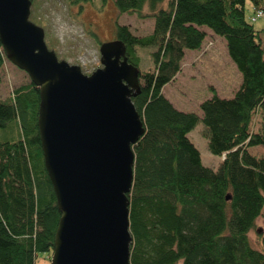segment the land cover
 Instances as JSON below:
<instances>
[{"label": "trees", "instance_id": "16d2710c", "mask_svg": "<svg viewBox=\"0 0 264 264\" xmlns=\"http://www.w3.org/2000/svg\"><path fill=\"white\" fill-rule=\"evenodd\" d=\"M248 1L253 15L264 12V0H115L119 13L154 18L150 34L118 23L114 38L138 67L133 102L146 129L133 147L131 264H264V240L258 249L249 236L264 209V154L251 150L264 146V40L247 17ZM208 29L226 39L241 85L233 97L204 100L201 114L180 110L163 89L186 52L203 47ZM149 46L154 68L142 71L138 47ZM6 60L0 41V72ZM39 106L32 80L0 99V264H51L54 252L61 212L44 162ZM200 122L209 150L222 157L215 168L190 136Z\"/></svg>", "mask_w": 264, "mask_h": 264}, {"label": "water", "instance_id": "95a60500", "mask_svg": "<svg viewBox=\"0 0 264 264\" xmlns=\"http://www.w3.org/2000/svg\"><path fill=\"white\" fill-rule=\"evenodd\" d=\"M31 6L0 0V41L40 88L39 134L61 212L51 264H131L133 147L146 131L133 102L138 67L113 39L100 45L102 67L86 74L48 46Z\"/></svg>", "mask_w": 264, "mask_h": 264}, {"label": "rangeland", "instance_id": "374dc122", "mask_svg": "<svg viewBox=\"0 0 264 264\" xmlns=\"http://www.w3.org/2000/svg\"><path fill=\"white\" fill-rule=\"evenodd\" d=\"M73 1L32 0L30 19L44 28L48 46L55 50L60 59L78 64L86 74L102 67L100 42L115 38L118 23L128 25L138 36L153 31L154 18H141L136 13H119L115 0H106L104 3L102 0L77 3ZM246 6L247 17L250 18L254 11L249 1ZM144 12H148L147 7ZM253 24L264 40V17L257 19ZM154 49L152 46L138 47L141 58L139 67L142 71L154 68L151 55ZM231 61L226 39L208 29L203 47L198 51H188L182 70L163 91L178 109L201 114L200 104L213 93L215 85L218 89L226 91L222 94L225 97L232 96L229 90L236 85L238 74ZM0 76V99H5L17 86L31 80L25 70L10 60H6ZM255 122L254 129L258 130L261 122L260 112L256 114ZM203 127L200 122L190 136L202 151L203 161L211 164L210 166H216L221 162V158L209 150L207 139L202 134ZM251 150L257 155L264 154L263 145L254 146ZM249 236L254 247L263 249L264 209ZM46 262L47 260L44 261Z\"/></svg>", "mask_w": 264, "mask_h": 264}, {"label": "crops", "instance_id": "0c3cea01", "mask_svg": "<svg viewBox=\"0 0 264 264\" xmlns=\"http://www.w3.org/2000/svg\"><path fill=\"white\" fill-rule=\"evenodd\" d=\"M189 51V50H188ZM188 51L186 52V55H187V53H188ZM194 52V51H198V50H191V52ZM184 60H185V58H184ZM232 62V61H231ZM183 63H184V61H183ZM232 67H233V69H236V71H237V74H238V79H237V83H236V85L235 86H232L230 89L231 90H229V94H232V96H229V98L230 97H233L234 95H235V93H236V91H237V89L239 88V86L241 85V82H242V75H241V73L239 72V70L237 69V66H236V64L234 63V62H232ZM183 68V67H182ZM226 81V80H225ZM167 86V85H166ZM165 88V87H164ZM213 93L209 96V97H207V98H210V97H212L213 95H214V93H216L218 96H220V97H225L224 95H222V94H224V92H226L225 90H220V89H218V86L217 85H215L214 86V88H213ZM165 93V92H164ZM206 98V99H207ZM206 99H204V100H206ZM203 100V101H204ZM202 101V102H203ZM191 134V133H190ZM197 145V144H196ZM198 146V145H197ZM198 148H199V146H198ZM201 151V150H200ZM201 155H202V160H203V153H202V151H201ZM221 159H222V157L221 156H219ZM204 162V164H206V165H208V166H210L211 164H209V163H206L205 161H203ZM219 164V163H218ZM218 165H216V166H214V165H212L211 167H213V168H215V167H217Z\"/></svg>", "mask_w": 264, "mask_h": 264}, {"label": "built area", "instance_id": "2783aa9c", "mask_svg": "<svg viewBox=\"0 0 264 264\" xmlns=\"http://www.w3.org/2000/svg\"><path fill=\"white\" fill-rule=\"evenodd\" d=\"M264 16V12L262 10H258L253 16L252 21H256L257 19Z\"/></svg>", "mask_w": 264, "mask_h": 264}]
</instances>
